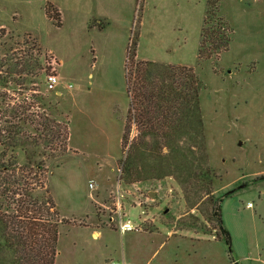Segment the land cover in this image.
<instances>
[{"label":"rangeland","instance_id":"obj_1","mask_svg":"<svg viewBox=\"0 0 264 264\" xmlns=\"http://www.w3.org/2000/svg\"><path fill=\"white\" fill-rule=\"evenodd\" d=\"M48 1L0 0V70L4 75L16 61L30 62L21 78L29 74L25 80L32 82L23 86H38L69 119L74 148L52 163L49 178L69 222L59 228L56 264L127 263L125 237L121 242L107 229L95 239L80 227L90 222L120 229L130 222L133 230L158 227L163 233L175 226L173 241L156 259L170 264H264V179L256 180L264 175V0H219L220 15L231 28L230 46L201 65L197 54L207 0H50L51 10L60 11L61 26L47 16ZM135 29L139 58L194 66L203 81L209 163L218 176L213 196L231 191L221 206L230 245L214 236L212 201L200 197L203 182L196 183V191L173 177L125 184L120 136L109 154L91 146L75 149L93 133L78 105L89 115L92 107L95 118L112 108L126 116L125 60ZM59 71L66 87L48 90L47 74ZM7 86L0 90L12 94L16 87ZM135 134L132 125L129 137ZM90 191L97 197L92 204Z\"/></svg>","mask_w":264,"mask_h":264},{"label":"trees","instance_id":"obj_2","mask_svg":"<svg viewBox=\"0 0 264 264\" xmlns=\"http://www.w3.org/2000/svg\"><path fill=\"white\" fill-rule=\"evenodd\" d=\"M49 1L47 16L61 26L60 11H52ZM136 33L125 60L129 106L121 138V178L130 184L173 177L187 191H196V183L203 182L205 195L200 197L212 201L214 236L230 245L221 209L229 194L213 196L218 176L209 163L203 81L194 66L139 58ZM230 42L231 28L220 15L219 0H207L197 65L227 51ZM29 64L16 61L4 75L0 70V85L7 88L12 82L16 87L12 94L0 90V264H55L60 225L69 223L49 184L52 163L70 150L69 119L38 86H23L32 82L25 80L29 74L21 78ZM132 125L136 134L130 138Z\"/></svg>","mask_w":264,"mask_h":264},{"label":"crops","instance_id":"obj_3","mask_svg":"<svg viewBox=\"0 0 264 264\" xmlns=\"http://www.w3.org/2000/svg\"><path fill=\"white\" fill-rule=\"evenodd\" d=\"M62 63V61H60ZM59 63V62H58ZM60 64V63H59ZM61 65V64H60ZM60 65L58 67L60 68ZM60 81L56 85V87L65 88L66 84L64 82V79L60 73ZM82 91V90H81ZM59 93V91H58ZM57 93V94H58ZM61 95V92L59 93ZM72 96H76L75 92L71 93ZM80 93H77V96H79ZM129 106V103H128ZM127 106V110H128ZM109 108V107H107ZM79 112L84 116L85 118V124L86 127H88V132L93 131L92 136L89 137V141L86 139L84 141L82 138L79 140V143H77V146L75 149L78 148V150H82L84 146L85 147H93L95 152L98 154H101L104 152V154H109V147H111L112 140H115L117 137L119 139L120 136V142L123 130H121V126L124 124V113L120 115L119 117L116 113V110L113 108L108 111H101L99 113L100 118H95L91 115H93V109L91 107V115H89V112L86 110V108L79 107ZM70 129V126H69ZM72 133L70 131V139H69V146L73 147L72 145ZM116 137V138H115ZM104 149L103 151L98 152L97 148ZM107 149V150H106ZM96 196L94 198L93 191H90L89 196H87V199L92 204L93 201L96 200ZM251 205V203H249ZM80 226V225H79ZM73 227H78L73 226ZM82 229L89 230L92 237L95 239L100 238L103 234V232L107 229L112 230L114 234H116L118 237L121 238V242L125 237L126 242V250L122 251V257L123 259L127 261L126 264H138L139 261L144 262L143 264H153L157 262L158 264H170L168 261H165L164 259L156 260L158 254L163 250L166 245L170 242H172L174 235H176V231L174 230L175 226H171L168 233H163L159 231V228L156 227L153 230H145V229H138V230H121L119 226L116 225V227H112L109 223H104L102 225H97L94 222H90L87 225L80 226ZM172 238V239H171ZM171 239V240H170ZM75 244V243H74ZM56 264V263H55Z\"/></svg>","mask_w":264,"mask_h":264},{"label":"built area","instance_id":"obj_4","mask_svg":"<svg viewBox=\"0 0 264 264\" xmlns=\"http://www.w3.org/2000/svg\"><path fill=\"white\" fill-rule=\"evenodd\" d=\"M60 78L56 74H47L46 76V87L48 90H52L56 87V85L59 83ZM134 226L130 222H125L121 225V230H133ZM112 264H121V263H115ZM123 264H126L125 262Z\"/></svg>","mask_w":264,"mask_h":264},{"label":"water","instance_id":"obj_5","mask_svg":"<svg viewBox=\"0 0 264 264\" xmlns=\"http://www.w3.org/2000/svg\"><path fill=\"white\" fill-rule=\"evenodd\" d=\"M231 193V191L230 192H227V194H230Z\"/></svg>","mask_w":264,"mask_h":264}]
</instances>
